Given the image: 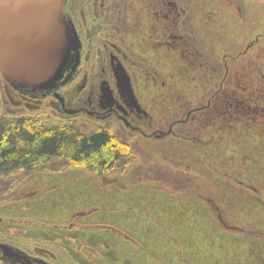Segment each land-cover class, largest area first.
Segmentation results:
<instances>
[{"label":"rangeland","instance_id":"374dc122","mask_svg":"<svg viewBox=\"0 0 264 264\" xmlns=\"http://www.w3.org/2000/svg\"><path fill=\"white\" fill-rule=\"evenodd\" d=\"M101 1L73 0L72 14ZM117 1L106 34L119 42L120 32L136 63L128 68L140 103L155 127L165 130L211 100L209 109L175 125L173 138L136 139L131 148L143 164L193 168L220 195L178 199L152 185L132 186L142 170L136 167L104 179L113 186L114 206L107 207L106 189L80 171L35 174L0 207V232L56 241L73 264H264V0ZM6 108L0 88V112ZM156 171L153 177L165 178ZM92 208L98 211L80 220L79 230L57 226ZM34 252L39 257L51 248Z\"/></svg>","mask_w":264,"mask_h":264},{"label":"trees","instance_id":"16d2710c","mask_svg":"<svg viewBox=\"0 0 264 264\" xmlns=\"http://www.w3.org/2000/svg\"><path fill=\"white\" fill-rule=\"evenodd\" d=\"M107 2L112 4L116 0H107ZM72 3L73 0L66 1L65 12H75L72 9L73 6L71 7ZM89 7L87 5V9L83 12L90 11ZM159 163L165 166H158L157 163L151 162L143 164L128 144L114 138L106 128L87 130L76 121L57 120L45 115L23 118L5 115L0 119V207L7 204L6 198L29 176L63 173L69 170L85 173L92 177V180L101 188L111 190L113 186L105 183L104 179L125 176L132 169L139 167L142 170L131 182L132 186L152 185L157 191L178 199H189L195 192L204 195H220V190L215 186L213 189L212 182L193 168H186L183 165L173 167L172 164L168 165L163 160ZM156 170L163 171L166 174L165 176L162 173L165 178L153 177ZM117 189L127 190L120 187ZM199 201L206 208L205 200L200 198ZM209 210L212 220L220 231V222ZM97 211L96 209L92 213ZM7 216L4 215V218L10 217ZM86 216L76 215L69 223L65 225L61 223L57 226L70 225L75 231L79 230L81 228L79 222ZM29 222L42 223L38 220H29ZM93 224L96 225L99 222ZM21 233L23 232L20 230H11L9 233L0 232V242L26 254H36L35 249L48 246L51 248V253L40 254L39 257L42 260L49 264H73L66 252L58 247L56 241L33 240L23 237Z\"/></svg>","mask_w":264,"mask_h":264},{"label":"flooded vegetation","instance_id":"af4514ba","mask_svg":"<svg viewBox=\"0 0 264 264\" xmlns=\"http://www.w3.org/2000/svg\"><path fill=\"white\" fill-rule=\"evenodd\" d=\"M119 7L118 1L111 4L106 0L99 2L97 7L92 2L88 12L74 15L65 12L74 27L78 48L68 60L61 80L51 90L32 91L14 88L0 75V88L9 103V109H5L7 113L0 112V119L7 114L13 118L45 115L57 120H72L82 127H90L88 130L106 128L114 138L131 147L129 141L136 139L150 143L171 139L175 125L185 124L194 112L209 109L210 99L205 105L188 111L184 120L172 121L165 130L155 127L150 112L140 103L128 68L136 63L120 43V32L119 42L118 35L106 34V26L112 16L115 17L113 11ZM119 28L122 27L119 25ZM251 47L252 44L246 45L244 51L237 54L242 55ZM117 66L127 76L128 82L121 85L122 88L118 87L113 74ZM26 255L28 261L39 260L49 264L37 254Z\"/></svg>","mask_w":264,"mask_h":264},{"label":"water","instance_id":"95a60500","mask_svg":"<svg viewBox=\"0 0 264 264\" xmlns=\"http://www.w3.org/2000/svg\"><path fill=\"white\" fill-rule=\"evenodd\" d=\"M66 0H0V75L17 89H53L78 48ZM117 85L127 76L113 69ZM20 250L0 242V264H45L27 260Z\"/></svg>","mask_w":264,"mask_h":264},{"label":"crops","instance_id":"0c3cea01","mask_svg":"<svg viewBox=\"0 0 264 264\" xmlns=\"http://www.w3.org/2000/svg\"><path fill=\"white\" fill-rule=\"evenodd\" d=\"M83 174H85V173H83ZM86 175V174H85ZM105 190H102V192H104ZM106 192H107V196H109L108 197V199H107V201H106V205H107V207H112V206H114L113 204L111 205V203H110V194H109V190H106ZM120 204V202H117L116 203V206L117 205H119ZM101 206H98V205H95L94 207H97L98 209H100L103 205H104V202H103V200H102V204H100ZM97 208H92V209H90L89 211H82V212H80V213H83V215L84 216H86V215H88L89 213H92V212H94V211H96V209ZM76 212V211H75ZM78 215H82V214H78ZM75 215H73V216H70V218H72V217H74Z\"/></svg>","mask_w":264,"mask_h":264}]
</instances>
